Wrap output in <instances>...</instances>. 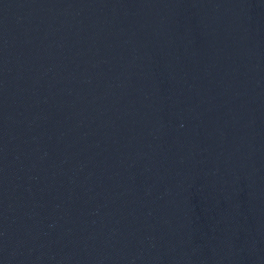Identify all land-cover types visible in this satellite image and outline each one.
Masks as SVG:
<instances>
[{"label":"water","instance_id":"water-1","mask_svg":"<svg viewBox=\"0 0 264 264\" xmlns=\"http://www.w3.org/2000/svg\"><path fill=\"white\" fill-rule=\"evenodd\" d=\"M0 264H264V0H0Z\"/></svg>","mask_w":264,"mask_h":264}]
</instances>
